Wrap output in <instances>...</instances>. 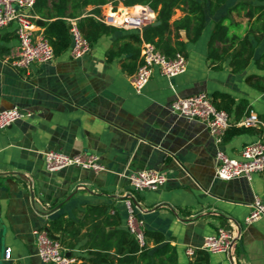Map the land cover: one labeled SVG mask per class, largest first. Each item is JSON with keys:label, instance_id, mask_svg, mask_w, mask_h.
<instances>
[{"label": "crops", "instance_id": "0c3cea01", "mask_svg": "<svg viewBox=\"0 0 264 264\" xmlns=\"http://www.w3.org/2000/svg\"><path fill=\"white\" fill-rule=\"evenodd\" d=\"M236 1L228 0L214 14L208 12L206 27L196 41L189 39L185 29L174 28L173 22L186 14L176 8L166 35L173 46L185 43L187 70L167 78L155 68L141 93L134 90L131 75L147 41H137L132 35L142 38L143 30L114 26L81 57H72L68 49L52 62L17 69L5 61L18 45L15 24L0 30V110L19 107L28 112L0 129V264H45L38 255L35 231L47 228L60 215L84 219L91 205L105 204L106 214L119 221L116 227L107 225V231L128 230L124 196L130 192L144 230L162 232L164 242L176 246L179 264L203 262L205 253L200 247L205 236L221 227L230 228L232 221L243 227L236 248L232 254L207 252L208 264H264V217L244 224L255 196L264 201V171L250 179L222 180L215 175L218 148L241 159L242 148L259 137L261 128L248 127L218 145L204 123L177 116L170 108L178 96L207 92L213 97L222 92L235 99L230 114L233 122L253 108L264 123V91L246 80L251 74L264 75L255 63L264 52V38L254 41L253 58L243 71H234L230 58L214 62L208 56L213 26L221 18L226 17L231 33H247L250 22L244 11L229 13ZM113 6L139 11L146 5L125 6L118 0ZM111 7L110 2L102 5L98 16L92 13L94 5H89L83 15L100 20ZM34 14L37 29L44 32L48 19L35 8ZM68 18L78 22L77 17L66 16L67 23ZM240 102L247 107L237 117L235 107ZM48 150L95 154L104 169L71 165L49 171L44 157ZM143 170L163 172L167 180L156 189L136 192L127 175ZM80 184L84 188H78ZM86 221L80 240L68 251L76 258L75 264L90 256L85 244L95 220ZM149 244L155 246L154 241ZM189 246L197 249L193 256L186 252ZM7 248L12 250L10 259L5 258Z\"/></svg>", "mask_w": 264, "mask_h": 264}, {"label": "built area", "instance_id": "2783aa9c", "mask_svg": "<svg viewBox=\"0 0 264 264\" xmlns=\"http://www.w3.org/2000/svg\"><path fill=\"white\" fill-rule=\"evenodd\" d=\"M122 1V0H121ZM37 0H0V30L11 24H15V33L18 45L5 59L13 68H28L34 63L52 62L56 54L44 32L36 27L34 7ZM108 14L100 17L107 25L122 29L142 31L145 26L153 23L156 13L148 5L139 11H133L129 7L114 8L113 3ZM69 32L71 35L70 55L74 58L81 57L91 50L90 42L81 32L76 18H68ZM187 57L182 52H177L170 57L159 50L151 42H143L141 48V61L137 70L131 75V83L134 90L141 93L148 84L155 68L167 78L176 77L187 70ZM171 111L177 116L188 120H199L206 125L216 144H222L227 130L231 126L261 128L259 137L247 143L241 150V159L232 158L218 148L215 156V175L222 180L244 176L251 178L254 173L264 171V123L253 108H248L244 116L233 122L230 114L218 109L212 97L207 92H199L186 97L178 96L171 103ZM28 115V112L14 107L0 110V129H5L17 120ZM263 129V130H262ZM45 164L49 171H57L64 167L76 165L94 171L104 167L99 163L95 154L81 153L76 155L65 154L56 150L44 152ZM132 190L156 189L167 180L165 173L156 170H143L127 175ZM78 188H84L83 184ZM124 202L127 209V226L144 244L143 221L137 216L134 205V194H125ZM264 217V201L255 196L250 214L245 218L244 224ZM242 224L232 221L230 228L221 227L214 234L204 238L200 249L209 253L232 254L242 235ZM38 255L45 264H75L76 258L68 255L61 243L53 238L48 228L35 231ZM196 248L187 247L189 256L196 253ZM11 248L5 250V258L10 259Z\"/></svg>", "mask_w": 264, "mask_h": 264}, {"label": "trees", "instance_id": "16d2710c", "mask_svg": "<svg viewBox=\"0 0 264 264\" xmlns=\"http://www.w3.org/2000/svg\"><path fill=\"white\" fill-rule=\"evenodd\" d=\"M122 1L125 6L148 5L157 13V20H160L158 25L143 29L142 38L139 34H133L132 37L137 41L151 42L167 56L172 57L177 52L185 54L186 48L185 43L180 41L173 46L169 36L166 35L171 31L170 19L175 9L181 8L186 14L173 22L174 28L185 29L189 39L196 41L206 27L208 12L216 13L228 0ZM108 2L117 4L118 0H37L34 8L36 13L48 19L44 35L52 45L55 54L61 55L66 52L72 42L68 23L64 19L66 16L78 18V26L90 44L95 43L102 34L116 29L93 15H83V11L89 5H94L92 13L100 16L101 6ZM234 11L239 14L244 11V15L249 18L247 33L245 35L231 33V25L225 22L226 17L221 18L213 26L208 42V56L214 62L230 58L232 69L238 72L243 71L250 64L255 51L254 41L260 42L264 38V0H237L229 8V13ZM138 53L140 54V50ZM111 54H115L113 49ZM255 63L259 68L264 69V52ZM246 80L256 89L264 91V75L251 74ZM212 99L218 109H223L229 114L236 104L235 99L227 93L216 92ZM246 107L247 104L244 102L236 105L237 117L244 113ZM247 129V127L231 126L224 138ZM106 210L105 204L91 205L87 208L84 219L75 221L60 215L51 219L47 228L52 236L59 237L58 241L68 252L80 240L79 233L87 224L86 220H95L91 225L90 238L85 244L89 248L90 256L81 264H179L176 246L164 242L165 236L162 232L144 230V244H141L129 229L112 228L107 231V225L116 227L119 221L108 216ZM149 241H154L155 246H150ZM113 248L114 253L111 252ZM203 253H205V256L201 258L203 262L196 261L195 264H208V253L205 250Z\"/></svg>", "mask_w": 264, "mask_h": 264}, {"label": "water", "instance_id": "95a60500", "mask_svg": "<svg viewBox=\"0 0 264 264\" xmlns=\"http://www.w3.org/2000/svg\"><path fill=\"white\" fill-rule=\"evenodd\" d=\"M38 22H39L41 25L44 24V22H43L42 20H39ZM159 23H160V20H157V21H155V22H153V23H151V24L145 26L144 29H147V28H149V27H151V26H156V25H158ZM53 238H55L56 240L59 239L58 236H54V235H53ZM67 254H68V255H71V252H67Z\"/></svg>", "mask_w": 264, "mask_h": 264}, {"label": "bare ground", "instance_id": "6f19581e", "mask_svg": "<svg viewBox=\"0 0 264 264\" xmlns=\"http://www.w3.org/2000/svg\"><path fill=\"white\" fill-rule=\"evenodd\" d=\"M140 8H141V7H139V6H138V7H136V9H137V10H139Z\"/></svg>", "mask_w": 264, "mask_h": 264}, {"label": "rangeland", "instance_id": "374dc122", "mask_svg": "<svg viewBox=\"0 0 264 264\" xmlns=\"http://www.w3.org/2000/svg\"><path fill=\"white\" fill-rule=\"evenodd\" d=\"M103 10H108V8L105 7V9H103Z\"/></svg>", "mask_w": 264, "mask_h": 264}]
</instances>
